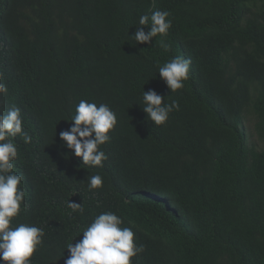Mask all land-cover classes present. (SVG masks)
<instances>
[{"label": "trees", "instance_id": "obj_1", "mask_svg": "<svg viewBox=\"0 0 264 264\" xmlns=\"http://www.w3.org/2000/svg\"><path fill=\"white\" fill-rule=\"evenodd\" d=\"M156 10L172 20L167 51L130 39ZM176 56L189 78L170 93L159 68ZM0 82V111L19 107L32 138L14 140L25 199L12 221L44 229L31 264H64L109 211L144 245L132 264H264V0H0ZM149 90L179 103L164 125L142 110ZM80 100L117 117L102 167L59 138Z\"/></svg>", "mask_w": 264, "mask_h": 264}, {"label": "clouds", "instance_id": "obj_2", "mask_svg": "<svg viewBox=\"0 0 264 264\" xmlns=\"http://www.w3.org/2000/svg\"><path fill=\"white\" fill-rule=\"evenodd\" d=\"M168 11L156 10L151 16H141L139 24L150 25L136 28L130 38L137 44H151L159 36V46L165 51L169 45L165 37L172 27ZM190 60L176 56L159 68V77L166 84L170 93L184 87L189 78ZM8 89L0 82V95H6ZM143 112L155 126L164 125L170 113L179 110L176 100L167 102L166 98L156 91L143 92ZM22 115L14 104L6 112L0 111V264H31V257L43 242L44 229L27 223L13 226V218L18 217L25 199L21 185L22 176L14 172L13 161L17 158L16 137L25 144L31 142V136L23 130ZM117 124L115 112L107 104L97 105L94 102L80 100L71 117V127L60 132L62 146L71 150L80 158L83 165L102 167L107 159L101 145L111 139L109 133ZM89 189H99L103 185L100 175L88 177ZM72 212L83 213L81 204L67 201ZM123 221L113 212H103L92 222L81 229L82 239L67 244L68 258L64 264H132V258L143 253V244L134 242V232L130 227H122Z\"/></svg>", "mask_w": 264, "mask_h": 264}, {"label": "rangeland", "instance_id": "obj_3", "mask_svg": "<svg viewBox=\"0 0 264 264\" xmlns=\"http://www.w3.org/2000/svg\"><path fill=\"white\" fill-rule=\"evenodd\" d=\"M243 127L250 145L255 148L260 147V143L256 139V134L254 131V118L252 115H246L243 121Z\"/></svg>", "mask_w": 264, "mask_h": 264}]
</instances>
